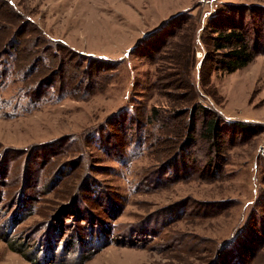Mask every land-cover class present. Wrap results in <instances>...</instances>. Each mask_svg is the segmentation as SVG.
<instances>
[{
    "label": "rangeland",
    "instance_id": "obj_1",
    "mask_svg": "<svg viewBox=\"0 0 264 264\" xmlns=\"http://www.w3.org/2000/svg\"><path fill=\"white\" fill-rule=\"evenodd\" d=\"M229 4L264 33V0H0V264H264V53L213 68Z\"/></svg>",
    "mask_w": 264,
    "mask_h": 264
},
{
    "label": "trees",
    "instance_id": "obj_2",
    "mask_svg": "<svg viewBox=\"0 0 264 264\" xmlns=\"http://www.w3.org/2000/svg\"><path fill=\"white\" fill-rule=\"evenodd\" d=\"M232 7L215 11L207 20L206 27L210 29L212 52H210L212 60H214L213 68L221 71H233L249 63L255 55L264 53V33L263 31L253 30V33L249 31V27L246 26L245 13L250 10L249 4H229ZM260 8V7H258ZM263 8H260L261 11ZM253 11V10H250ZM264 12V11H262ZM181 13L168 18L159 29L166 25H170L174 21L181 19L182 16H177ZM186 14V13H185ZM187 16V15H186ZM248 35V36H247ZM202 119L205 118L204 123V137L207 138L211 145V148H215L223 144L222 137V125H219V119L214 113L208 111L204 105L196 104L194 112H198ZM194 114V113H193ZM209 116V118H208ZM191 116L189 117V119ZM193 122V120H191ZM224 126V125H223ZM228 129L234 134L256 133L257 127L255 125L247 124L242 120H234L230 124H227ZM213 148V149H214ZM261 157V156H260ZM262 158V157H261ZM263 159V158H262ZM264 160V159H263ZM216 169L218 165H215ZM98 233V232H97ZM80 237H84L79 235ZM78 235L76 238L79 237ZM79 237V238H80ZM84 239V238H83ZM50 242L51 237H49ZM90 239H88V242ZM251 245H252V241ZM27 256L23 249H17Z\"/></svg>",
    "mask_w": 264,
    "mask_h": 264
},
{
    "label": "built area",
    "instance_id": "obj_3",
    "mask_svg": "<svg viewBox=\"0 0 264 264\" xmlns=\"http://www.w3.org/2000/svg\"><path fill=\"white\" fill-rule=\"evenodd\" d=\"M259 155L264 159V142L260 143L258 147Z\"/></svg>",
    "mask_w": 264,
    "mask_h": 264
}]
</instances>
